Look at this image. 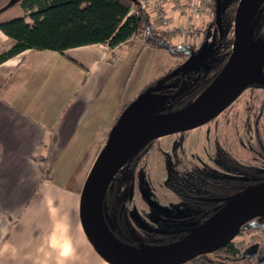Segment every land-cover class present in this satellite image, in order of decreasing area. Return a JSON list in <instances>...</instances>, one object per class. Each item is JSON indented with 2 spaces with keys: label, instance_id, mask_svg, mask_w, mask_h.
<instances>
[{
  "label": "crops",
  "instance_id": "crops-1",
  "mask_svg": "<svg viewBox=\"0 0 264 264\" xmlns=\"http://www.w3.org/2000/svg\"><path fill=\"white\" fill-rule=\"evenodd\" d=\"M11 8L19 11L17 1L0 0V23L11 20L1 17ZM11 45L0 33V53ZM129 45L128 39L113 49L26 50L0 64V264H32L38 258L40 264H105L79 228L80 182L62 183L53 165L80 139L103 144L123 106L138 95L114 102L104 91L112 73L102 66L110 55L119 66ZM37 156L47 161V181L32 160ZM34 227L46 228L45 234L35 235Z\"/></svg>",
  "mask_w": 264,
  "mask_h": 264
},
{
  "label": "rangeland",
  "instance_id": "rangeland-1",
  "mask_svg": "<svg viewBox=\"0 0 264 264\" xmlns=\"http://www.w3.org/2000/svg\"><path fill=\"white\" fill-rule=\"evenodd\" d=\"M235 1L237 0H220L219 13L228 2ZM145 8L146 11L149 9ZM173 13L171 14L172 22L175 24L181 22L182 19L177 16V13ZM5 16L14 19L20 17L21 12L11 8L1 15V17ZM201 20L199 26L207 24L208 28L204 33L202 28H199L195 39L182 42L181 38L176 36L167 40L172 45L186 43L193 47V53L203 47V50L195 58H192L187 67L175 77L176 80L178 79L179 86L171 95L169 102L179 101L206 83L215 74L224 53L230 49L231 33L226 28L220 31L215 29L210 23L211 18L208 20L202 18ZM261 33H264V11L253 23V36ZM141 39L140 36L129 39V53L119 65L120 67L115 66V63L108 62L102 66L108 74L112 73L110 88L107 87L104 91L114 95V102L116 100L122 102L124 99L131 100L145 88V84L163 72L165 67L167 69L169 65L173 66L167 72L170 73L184 62L170 57L162 50L142 46ZM76 84L79 82L77 81ZM253 96L257 98L255 102L252 100ZM262 99H264V89L252 87L241 93L230 106L209 123L185 133L150 142L140 152L137 167L133 171L122 173L109 186L112 188L115 185L116 200L123 205L125 225L139 245L144 246L147 239L142 231L182 233L197 225V221L194 220L182 223L169 222L170 220L191 218L196 213L166 189L165 183L169 174H181L195 168L204 176L214 179L264 181L258 176L237 174L224 168H217L212 157L215 150L221 148L240 166H256L253 161L249 160L247 154V150L253 146L254 142L250 132V134H245L243 126H245L244 122L250 111L249 107H257L258 102ZM105 117L110 116L106 114ZM249 128L252 130V126ZM75 143L76 146L72 147L73 150L71 148L69 152L62 154L53 165V175L62 183H67V186H70L71 182H80L82 186L93 160L104 144H100V146L97 140L93 142V139L85 138ZM35 217L34 214L31 215L32 219ZM109 223L112 224L111 217H109ZM32 231L35 235L43 236L46 228L34 227ZM263 233L241 231L231 240V243L240 254H243L247 249L256 253L263 244ZM60 243L67 244L63 239ZM29 263L40 264L39 258Z\"/></svg>",
  "mask_w": 264,
  "mask_h": 264
},
{
  "label": "trees",
  "instance_id": "trees-1",
  "mask_svg": "<svg viewBox=\"0 0 264 264\" xmlns=\"http://www.w3.org/2000/svg\"><path fill=\"white\" fill-rule=\"evenodd\" d=\"M210 2L209 12L211 13L210 23L212 26L219 31L226 28L231 33L232 17L237 1L228 2L223 7L219 13L218 21L215 20L214 0H210ZM17 3L21 16L0 23V33L12 41V45L0 53V64L26 50H46L62 54L69 49L91 45H106L113 49L136 36L142 38V46L162 50L170 57L183 61L190 57L195 58L201 48L193 53V47L188 44L172 45L168 43L164 32L152 27L149 13L134 0H18ZM263 11L264 4L257 9L253 22ZM201 28L204 33L207 31L208 25L204 24ZM201 39L204 40V38ZM228 54L229 50L224 53L215 74L206 83L177 102H169L171 95L179 86L178 79L167 77L169 73L154 80L139 93L153 87L157 81H161V84L156 87L159 88L156 92L166 95L168 102L165 103L160 114L178 110L190 103L205 89L223 66ZM261 73L264 77V67ZM167 85L171 87L162 88ZM252 98L254 102L257 100L256 96ZM258 103L257 107H249V116H246L245 126H243L245 134L250 132L254 142L253 146L247 150V154L249 160L253 161L256 166H240L225 150L219 148L212 155L215 167L224 168L237 174L264 176V99ZM250 126H252V130H250ZM143 148L126 162L110 185L113 184L114 179L119 176L121 171L123 173L130 172L137 167ZM32 160L38 164L41 179L49 180L50 169L45 158L37 156ZM256 183H260V181L214 179L191 168L181 174H169L165 187L188 208L197 211L193 220L199 224L223 205L222 203H208L205 199L226 198ZM102 214L108 232L117 242L129 248L138 249L140 247L130 238L125 227L122 203L116 200L115 185L112 188L108 187L105 191L102 200ZM109 217H112V224L109 223ZM189 220L183 218L181 222ZM241 231L263 232L264 216L251 220L239 230V232ZM143 232L147 237L144 246L148 248H157L179 241L188 233V231L175 234ZM214 261L220 264H239V262L252 264L237 252L231 242L209 255L198 256L186 264H213Z\"/></svg>",
  "mask_w": 264,
  "mask_h": 264
},
{
  "label": "water",
  "instance_id": "water-1",
  "mask_svg": "<svg viewBox=\"0 0 264 264\" xmlns=\"http://www.w3.org/2000/svg\"><path fill=\"white\" fill-rule=\"evenodd\" d=\"M220 0H214L215 20ZM264 0H237L231 23L229 54L219 72L190 103L160 114L168 97L156 91L161 81L139 93L120 111L82 183L77 219L93 253L105 264H184L225 246L251 220L264 216V181L221 199L211 216L190 229L179 241L157 248H129L108 232L102 200L113 178L126 162L152 141L199 128L221 114L248 86L264 88V33L252 37L253 17ZM203 50L200 48L199 53ZM192 58L167 77H176ZM171 86H163L169 88ZM257 262L256 264H259Z\"/></svg>",
  "mask_w": 264,
  "mask_h": 264
},
{
  "label": "built area",
  "instance_id": "built-area-1",
  "mask_svg": "<svg viewBox=\"0 0 264 264\" xmlns=\"http://www.w3.org/2000/svg\"><path fill=\"white\" fill-rule=\"evenodd\" d=\"M136 3L145 10V7L149 8L147 12L152 27L163 31L166 40L176 36L180 37L182 42L195 39L199 28L202 27L199 26L201 19L211 18L209 0H138ZM173 12L182 19L181 22H172ZM108 62L115 63V58L110 55Z\"/></svg>",
  "mask_w": 264,
  "mask_h": 264
},
{
  "label": "flooded vegetation",
  "instance_id": "flooded-vegetation-1",
  "mask_svg": "<svg viewBox=\"0 0 264 264\" xmlns=\"http://www.w3.org/2000/svg\"><path fill=\"white\" fill-rule=\"evenodd\" d=\"M264 67V66H263ZM260 88V89H264V88H261V87H257V86H248L247 88H245L244 90H243V92L245 91V90H247V89H250V88ZM242 92V93H243ZM230 106V105H229ZM249 113V112H248ZM220 115V114H219ZM248 115V114H247ZM249 116V115H248ZM123 173V171H121V173L119 174V176L121 175ZM118 176V177H119ZM118 177H116L115 179H117ZM260 178H262V179H264V176L263 177H260ZM115 179H114V181H115ZM113 181V182H114ZM209 199H217V198H209ZM207 199H205V201H206ZM117 202H119V201H117ZM206 202H208V201H206ZM208 203H211V202H208ZM184 204V203H183ZM123 206V205H122ZM190 209V208H189ZM191 210H193V209H191ZM194 211H196V210H194ZM123 213V212H122ZM196 213H197V211H196ZM195 213V214H196ZM194 216V215H193ZM193 216L191 217V218H186V219H190V221H192L193 220ZM112 218V217H111ZM183 219V218H182ZM123 221H124V218H123ZM169 222H172V223H182L181 222V219H177V220H170ZM186 222V221H185ZM124 224H125V221H124ZM125 227H126V225H125ZM127 228V227H126ZM127 231H128V234H129V236H130V238L133 240V241H135L133 238H132V236L130 235V233H129V230H128V228H127ZM143 232V231H142ZM146 232H156V231H146ZM264 232V231H263ZM262 232V233H263ZM144 233V232H143ZM156 233H163V232H156ZM183 233V232H182ZM145 234V233H144ZM163 234H171V233H163ZM172 234H175V233H172ZM264 234V233H263ZM145 236H146V234H145ZM147 238V237H146ZM146 241H147V239H146ZM136 242V241H135ZM137 243V242H136ZM141 246V245H140ZM243 257H245L246 258V261L247 262H250V263H252V264H256L257 262H260L259 264H264V240H263V244H262V246L256 251V253H252V250L251 249H247V250H245L244 252H243V254H241ZM193 260V259H192ZM191 261V260H190ZM189 262V261H188ZM187 263V262H186ZM186 263H184V264H186ZM213 264H220V263H218L217 261H214L213 262Z\"/></svg>",
  "mask_w": 264,
  "mask_h": 264
}]
</instances>
